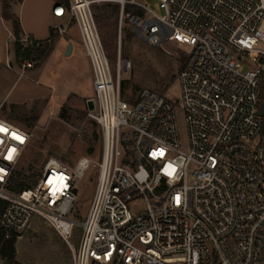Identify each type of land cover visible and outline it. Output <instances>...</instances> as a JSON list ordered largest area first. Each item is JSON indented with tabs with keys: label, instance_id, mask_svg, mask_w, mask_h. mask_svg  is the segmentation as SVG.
<instances>
[{
	"label": "built area",
	"instance_id": "1",
	"mask_svg": "<svg viewBox=\"0 0 264 264\" xmlns=\"http://www.w3.org/2000/svg\"><path fill=\"white\" fill-rule=\"evenodd\" d=\"M110 1L120 33L126 25L153 47L190 48L177 77L188 151L172 102L149 90L124 99L121 77L132 64L118 54L113 75L92 11L101 0L55 5L52 16L68 25L54 33L74 22L91 64L101 162L84 156L70 170L47 158L35 183L13 192L32 135L0 118L3 242L21 239L38 216L69 246L72 264H264V0H156L162 17L145 0ZM20 43L32 46L28 37ZM92 167L97 183L82 221L72 215ZM2 249L0 264H19Z\"/></svg>",
	"mask_w": 264,
	"mask_h": 264
},
{
	"label": "rangeland",
	"instance_id": "2",
	"mask_svg": "<svg viewBox=\"0 0 264 264\" xmlns=\"http://www.w3.org/2000/svg\"><path fill=\"white\" fill-rule=\"evenodd\" d=\"M55 4V0H0V16L4 19L7 12L18 18L25 32L34 34V38L30 37L32 47L48 52L39 61L32 62L35 63L33 68L23 69L13 58L16 40L12 38L13 43H10L12 25L4 19L8 25L7 30H3L0 23V103L7 105L0 118L32 135L16 172L17 183L25 185L35 183L43 162L50 157L67 163L70 170L84 156L101 162V131L89 118L88 101L94 96L91 64L74 22L67 29L71 42L52 31L55 21L49 20L46 12ZM143 4L158 17L164 15L156 0H145ZM115 7L120 12L117 4L101 0L92 6V11L113 75H116L118 54L132 64L131 70L121 77L122 95L126 101H133L139 92L149 90L172 102L181 150L187 152L186 117L177 77L187 64L190 48L177 43L153 47L140 40L126 25L120 33L119 13H115ZM53 33L57 36H52ZM72 44L74 53L66 56ZM97 177L98 168L92 167L79 181L73 217L82 221L87 217ZM79 237L80 231L76 230L73 244L77 245ZM15 248V260L19 264H72L69 246L38 216L33 218Z\"/></svg>",
	"mask_w": 264,
	"mask_h": 264
},
{
	"label": "trees",
	"instance_id": "3",
	"mask_svg": "<svg viewBox=\"0 0 264 264\" xmlns=\"http://www.w3.org/2000/svg\"><path fill=\"white\" fill-rule=\"evenodd\" d=\"M55 2L58 3H67L68 0H55ZM10 9H8L7 11H9ZM115 13H119V9L118 7L114 8ZM127 12H133L139 16L143 17V12L141 9L136 8V7H127L126 8ZM4 19L11 23L12 25V29H13V36L16 40V44H15V58L18 61V63L20 65H22L24 62H31V61H39L41 58L45 57L48 52L45 50H39L35 47L29 46V47H25L22 46V44L20 43L21 37L23 35L22 33V29H21V25H20V21L18 18H16L15 16L10 15L9 13H5L4 14ZM52 31H54L52 29ZM52 36H54V33L52 34ZM62 119L64 118V115H61ZM19 175L16 176V178L14 179V183L11 187V190L13 192L16 191H21L22 189L28 187L29 185H25L24 183H17V178ZM6 203L4 201H0V216L3 212V209L5 207ZM16 240L12 239L10 241H5L3 242V238L2 235L0 233V244L3 243V249L1 250V253L5 256H7L10 260H15L16 258Z\"/></svg>",
	"mask_w": 264,
	"mask_h": 264
},
{
	"label": "crops",
	"instance_id": "4",
	"mask_svg": "<svg viewBox=\"0 0 264 264\" xmlns=\"http://www.w3.org/2000/svg\"><path fill=\"white\" fill-rule=\"evenodd\" d=\"M56 3V2H55ZM58 4H61V3H58ZM57 3L55 4V5H58ZM54 5V6H55ZM53 6V7H54ZM53 7H51V8H49L48 10H47V18L50 20H53V21H55V25H53L51 28L52 29H54V27L55 26H61V27H65V26H67L68 25V23H67V20H66V18H62V19H55L53 16H52V10H53ZM65 20H66V22H65ZM0 23H1V26H2V28H3V30H7V27H6V25H8V24H6L7 22L0 16ZM75 25V24H74ZM21 29H22V33H23V37H28L29 39H30V37H33L32 35H34L32 32H29V33H27V32H25V30L23 29V27L21 26ZM68 34V32L66 33V35L64 34V35H62L63 36V38H66V39H68L69 40V42H71V41H73L72 40V36H68L67 35ZM9 36H11V40H10V43H13V40H12V38H14V36H13V33H12V29H11V31H10V33H9ZM54 36H57V35H54ZM34 38V37H33ZM80 46H81V43H80ZM53 49V48H52ZM51 49V54L52 53H54V50H52ZM73 53H74V44H72V52H71V55H73ZM50 56V55H49ZM13 58H15V54H13ZM31 62H33V61H31ZM10 66H11V68H14V66H13V64H12V62H11V60H10ZM91 99V98H90ZM6 107H7V105L5 104H3V102H1L0 103V114L2 113V111H4V109H6ZM2 119H5V118H2ZM6 121H8L7 119H5ZM9 122V121H8Z\"/></svg>",
	"mask_w": 264,
	"mask_h": 264
},
{
	"label": "water",
	"instance_id": "5",
	"mask_svg": "<svg viewBox=\"0 0 264 264\" xmlns=\"http://www.w3.org/2000/svg\"><path fill=\"white\" fill-rule=\"evenodd\" d=\"M71 52H72V45H69L68 50L66 52V56H70ZM88 108H89V110H93L94 106H93V102L92 101L89 102ZM259 114H260V116H264V105H262Z\"/></svg>",
	"mask_w": 264,
	"mask_h": 264
},
{
	"label": "snow or ice",
	"instance_id": "6",
	"mask_svg": "<svg viewBox=\"0 0 264 264\" xmlns=\"http://www.w3.org/2000/svg\"><path fill=\"white\" fill-rule=\"evenodd\" d=\"M4 129L0 128V131H3Z\"/></svg>",
	"mask_w": 264,
	"mask_h": 264
}]
</instances>
